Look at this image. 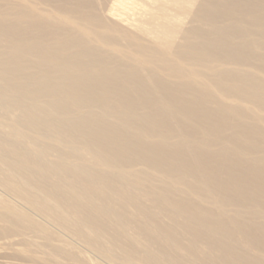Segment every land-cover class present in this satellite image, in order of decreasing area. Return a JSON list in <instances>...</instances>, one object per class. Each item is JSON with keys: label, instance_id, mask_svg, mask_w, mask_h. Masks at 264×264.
I'll return each mask as SVG.
<instances>
[{"label": "bare ground", "instance_id": "bare-ground-1", "mask_svg": "<svg viewBox=\"0 0 264 264\" xmlns=\"http://www.w3.org/2000/svg\"><path fill=\"white\" fill-rule=\"evenodd\" d=\"M196 1L113 0L106 15L157 42L161 52L155 53L168 61L167 53L188 32L185 17ZM248 5L264 7V2L199 4L194 17L216 36L193 45L185 39L195 61L252 57L233 42L248 34L236 16L248 12ZM221 17L232 19L230 26H219ZM14 25L0 23V43L7 37L11 51L0 50V117L44 137L31 133L33 150L24 135L0 119V264H264L263 255L246 247L264 250L260 228L237 212L226 215L230 204L247 208L248 199L259 200L246 193L264 190V164L240 158L264 153V129L241 123L233 135L223 134L233 116H247L245 110L210 106L202 96L205 82L189 91L184 84L154 78L145 70L144 49L129 53L140 66L110 68L99 56L83 60L97 55L93 49L62 54L74 39L23 41ZM200 29L191 31L198 35ZM259 55L264 60V53ZM190 73L196 79L204 75L194 68ZM246 78L221 73L220 85L233 82L222 93L237 95ZM54 141L58 158L49 155ZM196 199L213 202L215 209Z\"/></svg>", "mask_w": 264, "mask_h": 264}, {"label": "rangeland", "instance_id": "rangeland-1", "mask_svg": "<svg viewBox=\"0 0 264 264\" xmlns=\"http://www.w3.org/2000/svg\"><path fill=\"white\" fill-rule=\"evenodd\" d=\"M202 1L197 0L193 12L185 17L184 27H186L188 32H185L184 37H180L178 43L172 47L171 53H167L168 51L162 52L167 53L171 57L168 61L162 60L160 55L155 53V51L161 52V46L157 42L125 30L107 18L106 11L113 0H0V23L7 21L13 26L17 24L20 34L18 36L23 41L36 42L43 40L48 44H56L74 39L76 44L65 46V48L61 49L62 54L84 47L93 49L97 55H86L83 60L90 62L94 57L99 56L100 58H105L110 68L115 66L123 67L125 65L140 66L141 63L131 58L129 53H138L144 49L148 53V57L144 55L148 58V65L144 66L145 70L154 78L171 84H184L189 91L200 88L202 82H205L206 87L202 96L208 99L209 104L216 106L219 103H225L228 107H240L245 110L247 116L242 118L233 116L232 126L223 131L224 135H233L237 131V125L240 126L241 123H256L264 129V60L259 57L260 53H264V7H249L248 5V12L240 11L236 14L240 20L238 26L241 22L246 23V32L248 34L244 37H236L241 36L236 35L233 42L240 48L242 47L241 52L252 54V57L244 59V62H236L235 59L227 58L212 62L204 59L195 61L194 50L189 48V45L185 43V39H188L193 45V42H197L200 38L216 36V32L213 33L209 32V29H203L202 25L204 23L194 17V11L199 9V4ZM257 19L258 23L256 22ZM231 21L232 19L230 18L221 17L217 20V23L219 26H230ZM194 27L201 28L199 31L204 32L198 35L194 34L191 31V28ZM6 40L7 37L0 43V50L4 52V55H10L11 51L7 47ZM248 42L252 43V45H248ZM256 43L260 44L259 49L255 46ZM190 50L192 52H188ZM256 50L257 52H255ZM30 57L35 58L33 55H30ZM174 66L181 67V71L176 72ZM192 68L204 74L201 79L194 78L190 73ZM226 71L247 76L241 86L237 88L241 89L237 95H225L222 93V88L228 89L233 83L228 80L220 85L221 73ZM0 74L3 73L0 72ZM187 94L190 95V93ZM177 118L180 119V116L177 115ZM0 119L13 125L19 135H24L25 145L33 150L34 142L31 135L33 134L41 140L44 137V135L35 133L32 129L19 124L13 118L5 116L0 117ZM261 139L264 143V137H261ZM53 143V147L49 150V155L58 158L57 145L59 143L58 141ZM240 155V158L248 164H264V153L260 151ZM237 158V156L233 157V159ZM261 158L263 159L261 160ZM76 160L79 161V159ZM94 165L103 168L101 165L95 163ZM136 167L140 170L146 169L143 163H137ZM152 181L159 183L157 177H153ZM186 181L191 185L195 183L194 178L191 176H187ZM246 195L249 198L252 195H259V200L248 199L249 207L247 208L237 204H230L226 215L229 216L237 212L241 218L248 219L252 226H258L264 234V190L257 192V189L254 188L253 192L246 193ZM196 200L206 208L215 209L216 204L211 201ZM16 245L19 246L18 244ZM11 247L8 249H11ZM246 247L251 253L264 256V250L261 247L249 245H246ZM88 253L100 260L95 253L91 251ZM137 256L138 258L141 256L140 249H138ZM22 263L26 262L22 261ZM241 264L244 263L242 262Z\"/></svg>", "mask_w": 264, "mask_h": 264}]
</instances>
